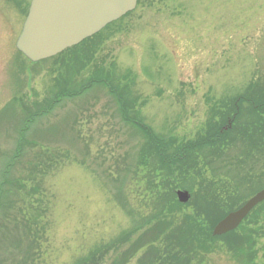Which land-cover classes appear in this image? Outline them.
<instances>
[{
    "label": "rangeland",
    "instance_id": "1",
    "mask_svg": "<svg viewBox=\"0 0 264 264\" xmlns=\"http://www.w3.org/2000/svg\"><path fill=\"white\" fill-rule=\"evenodd\" d=\"M29 2L0 0V169L12 162L19 121L27 111L50 101L67 85L77 94L80 87L89 86L75 98L54 104L31 126L26 154L14 163L13 177L23 190L10 189L11 199L0 211V264H72L95 245L122 241L133 226L154 216L156 199L164 191L162 173L152 168L158 160L143 153L149 149L145 137L122 120L116 97L103 85L91 83L92 74L109 71L114 86H126L128 100L135 101L131 115L159 140L172 142L169 150L193 146L218 127L221 111L211 110L246 85L258 83L256 76L264 74V0H137L133 11L74 58L67 53L37 63L15 47ZM243 115L247 124L252 116L247 111ZM258 123L264 126V115ZM255 147L248 150L244 138L227 140L223 151L205 146L203 179L191 182H200V190L175 186V192L190 196L181 205L202 204L203 186L211 185L219 193L223 183L234 194L227 185L233 181L241 189L232 209L242 206L256 190L252 184L241 186L244 177L250 182L263 175L264 187V148ZM53 157L57 162L43 175V164ZM201 158H196L199 163ZM193 194L198 196L192 199ZM224 197L218 195L221 202ZM225 206L226 202L220 215L228 212ZM181 209L192 215L190 207ZM35 215L37 225L29 226L26 220ZM235 232L253 240L251 264H264V201ZM154 246L161 264H171L162 253L164 247ZM235 252L216 241L210 253L190 264H246L240 249L238 255ZM147 253L144 248L128 264H148Z\"/></svg>",
    "mask_w": 264,
    "mask_h": 264
},
{
    "label": "trees",
    "instance_id": "2",
    "mask_svg": "<svg viewBox=\"0 0 264 264\" xmlns=\"http://www.w3.org/2000/svg\"><path fill=\"white\" fill-rule=\"evenodd\" d=\"M28 6L29 4L26 6L25 16ZM115 24L116 22L107 26L99 34L65 51L63 54H72L70 57H73L75 54L77 55L84 46L86 47L90 44L92 39L97 38ZM92 75L93 79L91 83L103 85L114 97H116L115 99L118 104V110L122 115V120L136 127L145 137L149 149L145 147L147 150H143V153H147L149 157H156L155 160H158V162L152 163V168L162 173L161 184H163L164 191L156 199V201H158V208L154 216L148 218L145 222L133 226L131 232L126 234V237L123 236L125 238L122 241L112 240L108 243L95 245L88 251L87 255L75 260L72 264H128L129 261L144 248L148 251L146 255L151 256V260L148 264H161V257L156 254L158 249L154 246L156 243L164 247L165 250H163L162 253L167 257V260H170L171 264H190L194 258L210 253L212 251V245L216 241H222L223 246L227 248L229 252L234 250L237 255L240 249L245 263L251 264L254 260V252L252 249L254 247L253 240L251 241L250 238H244V236H238L235 231L220 237H214L212 235L214 226L228 213L235 210L232 209L233 205H231V202L235 194H239L240 192L241 187H239V184L238 187H236V185L233 186V181L227 184L228 186H232L235 192L234 194H231L224 188L222 182V189L219 193L211 185L207 187L203 186V192L207 195L202 197L204 202L202 204H197L193 201L194 203L192 205L187 204L185 206L181 205L176 200L175 186L184 188V190H188V192L195 187L196 191L198 189L200 190V182L197 185L195 182L191 185V182L196 180V177H200L201 181L203 179L202 168L205 166V163H203L204 158H201V153L204 151L205 146L216 149L221 147L219 151H223L224 143L227 140L234 143V139L244 138L251 147L248 150H252V144H256L255 149L264 148V126H258V117L264 115V74L256 76L259 81L258 83L246 85L243 91L236 93L235 96L232 95L231 99L223 100L219 103L218 108L211 110V112L215 114L221 111L217 115L218 121L215 123L218 126L217 128L211 129L204 136L198 138L193 146H191V144H187L185 147L180 145L175 151H173L174 149L169 150V146H172V142L168 140V143H164L162 140H159L148 125L144 124L137 116L131 115V110L135 101L128 100L130 99V91L126 86H122L121 88L114 86V79L109 71L104 72L100 70ZM129 76L130 74L122 77V81H127ZM68 86L69 85H67V88H70V86ZM88 86L89 84L80 87L79 92H85ZM67 88H62L59 91L57 90L50 101L39 103V105H36L35 109L32 108L33 110L27 111V116L24 118L22 117V121H19L20 127L17 131L16 147L10 159L12 162H6L0 169V211L5 208L4 201L7 202V200L11 199L10 189L15 190V193L23 190V186L19 183L18 179L13 177V171L14 163L20 161L22 156L26 154V145L31 126L40 117L49 113L54 104L60 103L63 99H73L80 94H77L75 91L72 92ZM22 106L23 110L27 108V106ZM244 111L249 112V115L252 116L247 124L242 122V118L246 120L243 115ZM232 135H234L233 138H231ZM250 135H252V138L253 136L259 138L251 139ZM45 157L47 158V155ZM197 157L201 158V163L196 159ZM141 158L144 160L146 157L142 154ZM55 162H57V160L53 157L48 163H45V167L43 164V171H41L42 169L40 170L41 173L43 175L46 174V172L51 170L55 165ZM262 177L263 175L256 178L254 177L250 182L247 181L250 177H244L241 180V186L252 184L250 186L252 190L256 188V190H253L256 193L264 189L260 184V178ZM254 182L256 183L253 184ZM219 194H224L225 196L222 202L218 198ZM191 196L192 199H194L198 194H193ZM238 197L240 196L238 195ZM225 202V207H227L226 209L228 212L226 215H220L222 212L220 207ZM227 204L230 206H227ZM184 207H190L193 210L192 215L183 213L181 208ZM182 213L183 215L180 216ZM176 214H178V216H176ZM38 217L39 216L35 215L30 220H26L29 226L32 223L37 225ZM28 229L30 230V227H28ZM148 234H151V237L147 238ZM230 238V245H227L226 242ZM235 241H237L238 244L234 247L232 243Z\"/></svg>",
    "mask_w": 264,
    "mask_h": 264
},
{
    "label": "water",
    "instance_id": "3",
    "mask_svg": "<svg viewBox=\"0 0 264 264\" xmlns=\"http://www.w3.org/2000/svg\"><path fill=\"white\" fill-rule=\"evenodd\" d=\"M136 6V0H31L16 49L36 63L63 52L94 36ZM180 204L189 201L186 191H177ZM264 201V189L239 209L227 214L213 228L214 236L236 230L249 213Z\"/></svg>",
    "mask_w": 264,
    "mask_h": 264
}]
</instances>
